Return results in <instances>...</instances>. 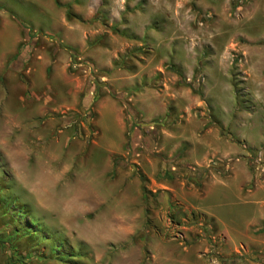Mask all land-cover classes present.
<instances>
[{
    "label": "rangeland",
    "instance_id": "obj_1",
    "mask_svg": "<svg viewBox=\"0 0 264 264\" xmlns=\"http://www.w3.org/2000/svg\"><path fill=\"white\" fill-rule=\"evenodd\" d=\"M0 264H264V0H0Z\"/></svg>",
    "mask_w": 264,
    "mask_h": 264
},
{
    "label": "bare ground",
    "instance_id": "obj_2",
    "mask_svg": "<svg viewBox=\"0 0 264 264\" xmlns=\"http://www.w3.org/2000/svg\"><path fill=\"white\" fill-rule=\"evenodd\" d=\"M101 231H103L104 233L106 232L108 234L112 233L111 228H110V224H109L108 221L102 220L100 222V224H95V225H93L91 227H88L87 228V233H86L87 235H85V236H86V238H88L90 240V242L95 243V241L101 240V236L99 235V233Z\"/></svg>",
    "mask_w": 264,
    "mask_h": 264
},
{
    "label": "trees",
    "instance_id": "obj_3",
    "mask_svg": "<svg viewBox=\"0 0 264 264\" xmlns=\"http://www.w3.org/2000/svg\"><path fill=\"white\" fill-rule=\"evenodd\" d=\"M143 184L145 185L146 184V180H143ZM145 191V194L147 193L146 189H144Z\"/></svg>",
    "mask_w": 264,
    "mask_h": 264
},
{
    "label": "crops",
    "instance_id": "obj_4",
    "mask_svg": "<svg viewBox=\"0 0 264 264\" xmlns=\"http://www.w3.org/2000/svg\"><path fill=\"white\" fill-rule=\"evenodd\" d=\"M260 204H261V203H260ZM260 204H259V205H260ZM261 209H262V207H261ZM262 213H263V211H262ZM262 218H263V217H262ZM261 222H263L262 219H261ZM261 222H260L259 224H262Z\"/></svg>",
    "mask_w": 264,
    "mask_h": 264
}]
</instances>
